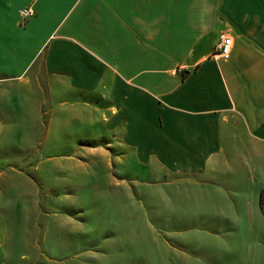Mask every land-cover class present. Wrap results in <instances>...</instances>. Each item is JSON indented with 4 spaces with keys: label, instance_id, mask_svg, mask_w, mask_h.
I'll use <instances>...</instances> for the list:
<instances>
[{
    "label": "crops",
    "instance_id": "crops-1",
    "mask_svg": "<svg viewBox=\"0 0 264 264\" xmlns=\"http://www.w3.org/2000/svg\"><path fill=\"white\" fill-rule=\"evenodd\" d=\"M39 61L64 129L100 124L117 160L190 177L235 213L224 218L264 216V0H0V92ZM29 129L0 116V156ZM4 210L0 197V264Z\"/></svg>",
    "mask_w": 264,
    "mask_h": 264
},
{
    "label": "rangeland",
    "instance_id": "rangeland-1",
    "mask_svg": "<svg viewBox=\"0 0 264 264\" xmlns=\"http://www.w3.org/2000/svg\"><path fill=\"white\" fill-rule=\"evenodd\" d=\"M30 76L0 92V116L30 128L0 156L5 264H264L263 215L224 218L235 213L190 177L117 160L100 124L64 129L41 61Z\"/></svg>",
    "mask_w": 264,
    "mask_h": 264
},
{
    "label": "built area",
    "instance_id": "built-area-1",
    "mask_svg": "<svg viewBox=\"0 0 264 264\" xmlns=\"http://www.w3.org/2000/svg\"><path fill=\"white\" fill-rule=\"evenodd\" d=\"M33 10L28 9L24 11L25 14H32ZM234 40L231 35L222 34L220 36V42L218 45V54L222 56L223 58L228 59L231 55L232 48H233Z\"/></svg>",
    "mask_w": 264,
    "mask_h": 264
},
{
    "label": "trees",
    "instance_id": "trees-1",
    "mask_svg": "<svg viewBox=\"0 0 264 264\" xmlns=\"http://www.w3.org/2000/svg\"><path fill=\"white\" fill-rule=\"evenodd\" d=\"M259 203H260V208H261L262 212L264 213V189L262 190V192L260 194Z\"/></svg>",
    "mask_w": 264,
    "mask_h": 264
}]
</instances>
